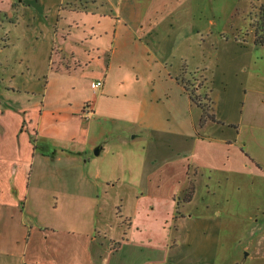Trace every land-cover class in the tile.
I'll return each mask as SVG.
<instances>
[{"label": "crops", "instance_id": "0c3cea01", "mask_svg": "<svg viewBox=\"0 0 264 264\" xmlns=\"http://www.w3.org/2000/svg\"><path fill=\"white\" fill-rule=\"evenodd\" d=\"M241 1H233L230 18L241 12ZM63 2L0 0V28L7 24L1 34L9 39L0 52L24 24L27 49L19 60L32 70L23 90L0 79V264H193L190 253L173 252L186 241L188 223L172 184L192 163L215 169L229 158L196 125L209 123L201 105L213 103L216 72L225 73L221 45L229 53L231 41L241 39L227 35L229 21L213 28L221 16L211 7L215 0H84L68 9ZM254 27L245 43L250 50L264 45ZM193 47L200 60L192 72L211 74L201 84L189 77ZM36 66L45 72L37 74ZM247 67L239 122L259 126L264 60L250 59ZM8 74L20 79L24 71ZM41 80L37 99L32 93ZM95 80L102 85L92 89ZM124 132L133 134L131 142ZM114 134L128 147L113 152L114 161L105 154L93 160L94 147L104 153ZM135 138L138 156L130 165L122 158ZM165 147L171 154L164 159ZM210 150L216 154L201 160Z\"/></svg>", "mask_w": 264, "mask_h": 264}, {"label": "rangeland", "instance_id": "374dc122", "mask_svg": "<svg viewBox=\"0 0 264 264\" xmlns=\"http://www.w3.org/2000/svg\"><path fill=\"white\" fill-rule=\"evenodd\" d=\"M80 1L64 0L61 6L68 9ZM233 1L215 0V3L211 5L215 12L221 15L216 18L217 23L213 28L215 30L219 29L229 21L226 30L227 35L234 37L232 34L234 33L236 37L241 39V44L239 42L234 44L231 41L229 53L223 51V45L220 44V59L223 52L226 53L227 57L223 59L225 73L216 72L215 86L217 88L213 91V103L208 98L204 100L205 104L201 105V108L206 109L205 118L209 117L211 113L212 117L209 118V123L204 128H199L196 125L201 136L208 137L211 142L223 144L221 147L224 148L226 156L229 158L224 160L222 167L215 169L192 163V165H189L188 173L183 177L180 176L182 178H175L172 184L175 189V199L179 204V213H177L180 214V212L185 211L186 217L184 218L188 223V227L183 228L185 230L184 238H187L186 241L179 242L173 252L190 253L191 256L188 260H191L193 264H264V109L262 108L257 112L262 125H242L239 122L245 104V78L247 70L252 68L247 67L249 60L255 58L261 60V57L264 60V45H259L256 49L250 50L253 47L250 44L254 33L253 31L249 32L252 27L255 28L254 26L259 21V14L264 6V0H242L238 2L236 6H239L238 10H241V12L232 17V20L227 13L233 5ZM43 5L46 6V2ZM31 10L33 11V9ZM34 13L37 15L36 11ZM34 13L32 14L35 16ZM197 17L194 21L201 22ZM230 25L237 29L230 30ZM23 27L24 24H20L15 28L11 36L12 43L0 52V63H2L4 69L7 68L10 74L14 70L24 71L23 78H11L8 71H4L0 67V79H4L2 85L4 83L10 84L13 87H21V90H23V85L26 84L25 76L32 72V70L27 69L26 62L19 60V58L25 57L27 49L26 46H23V43H25L22 35L24 33ZM4 28H0V47L7 45L9 41L8 34H1L2 31L6 30ZM159 28L163 32L164 27L159 26ZM258 34L262 35L263 32L261 33L259 30ZM217 37L220 39L221 35L218 34ZM246 38L247 40H243ZM247 41L250 44H245ZM196 49V47H193L191 50L192 55L189 56L191 69L200 60L195 51ZM45 67L36 66L34 70L41 75L40 73L45 72ZM194 70L195 68L189 73V77L190 75L195 77L194 83L200 82L199 84H201L207 75L211 80V74L209 72L207 74L205 69L200 75L192 72ZM194 83H190L188 87L196 101L197 95L194 94ZM43 84L44 80L35 84L36 92L32 95L37 99L42 94ZM85 86L83 83V87ZM219 87L222 95L220 100L216 98V95L219 94L217 91ZM76 92L77 90L71 91V97ZM194 110V117L197 118L199 110L197 108ZM212 118L215 122H212ZM256 119H258L257 116ZM114 133L117 134L116 131ZM115 134L113 136H116ZM132 135V133L124 132V137H127L126 140L129 142L133 139ZM197 135L198 133H195V136ZM181 138L182 135L179 136V139ZM215 138L221 141L212 140ZM135 139L130 146L133 147L131 153H125L122 158L125 162L130 161V165L136 163L131 159L138 156L136 144L140 142V139ZM186 139L189 144V136ZM116 140L117 136L113 140H107V153L105 151L99 155L94 154L96 156H91L93 160L101 161L104 159V154L106 155L105 158L116 160L113 152L128 147L126 143L117 142ZM169 150L168 147H165L164 159L171 154ZM235 150H239L241 153L234 156L233 152ZM209 154L214 155L216 153L210 150L199 154V157L201 160H208ZM239 158L240 161L245 158L242 169L238 168ZM124 165L126 166L125 163ZM126 170V168L123 169L121 175H128ZM125 187L123 185L120 191L125 190ZM129 197L128 195L124 196L125 199ZM189 214H191V217H188Z\"/></svg>", "mask_w": 264, "mask_h": 264}, {"label": "trees", "instance_id": "16d2710c", "mask_svg": "<svg viewBox=\"0 0 264 264\" xmlns=\"http://www.w3.org/2000/svg\"><path fill=\"white\" fill-rule=\"evenodd\" d=\"M82 0L79 2L80 4H82ZM69 3V2H68ZM72 8V7H71ZM256 28L257 29H259L260 30V32L262 33L263 32V34L261 35H259V40H258V42L260 43L261 41H263V39H264V6L261 8V11H260V14H259V21L256 23ZM258 30V31H259ZM186 87V86H185ZM187 90V89H186ZM190 97H191V99L192 100H194V97L192 96V93L190 92V95H189ZM197 101V100H196ZM203 110V116H204V114L206 113V109H204V107L202 108ZM210 117H212V115L210 114L209 115V118Z\"/></svg>", "mask_w": 264, "mask_h": 264}, {"label": "built area", "instance_id": "2783aa9c", "mask_svg": "<svg viewBox=\"0 0 264 264\" xmlns=\"http://www.w3.org/2000/svg\"><path fill=\"white\" fill-rule=\"evenodd\" d=\"M101 85H102V81H101V80H95V81H92V82L90 83V87H91L92 89H97V88H99ZM85 109H86L85 112H88V109H87V108H85Z\"/></svg>", "mask_w": 264, "mask_h": 264}, {"label": "water", "instance_id": "95a60500", "mask_svg": "<svg viewBox=\"0 0 264 264\" xmlns=\"http://www.w3.org/2000/svg\"><path fill=\"white\" fill-rule=\"evenodd\" d=\"M100 149H101V146H99V145L95 146L93 149V153L97 155L99 153Z\"/></svg>", "mask_w": 264, "mask_h": 264}]
</instances>
